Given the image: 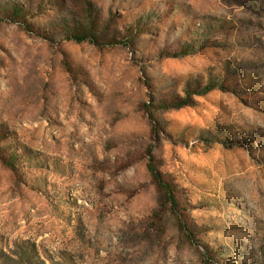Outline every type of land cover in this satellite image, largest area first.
Masks as SVG:
<instances>
[{
    "label": "rangeland",
    "instance_id": "obj_1",
    "mask_svg": "<svg viewBox=\"0 0 264 264\" xmlns=\"http://www.w3.org/2000/svg\"><path fill=\"white\" fill-rule=\"evenodd\" d=\"M0 264H264V0H0Z\"/></svg>",
    "mask_w": 264,
    "mask_h": 264
},
{
    "label": "trees",
    "instance_id": "obj_2",
    "mask_svg": "<svg viewBox=\"0 0 264 264\" xmlns=\"http://www.w3.org/2000/svg\"><path fill=\"white\" fill-rule=\"evenodd\" d=\"M14 11H15L16 15L21 14V12L19 11L18 8H15ZM75 37H76V40L78 42L89 41L94 45L100 46V44L97 43L96 35H94L93 33L77 32V33H75ZM216 88H217V85H214L213 83H209L198 94L204 95V94L211 92L212 90H214ZM188 94L190 97L191 93L189 92ZM188 105H189V99H185V100L179 99L178 101H175V103H173L172 105H167V103H164L162 108H170L171 106H172V108H183V107L188 106ZM150 118L152 119L151 114H150ZM156 129H157V125H154V131H156ZM228 146H227V148H230V145H228ZM153 148H154V146L152 145L151 148L149 149L148 170H149V172L153 178L154 183L156 184V186L158 187V189L162 193V197H163L164 202L166 203V205L170 206L171 212L179 220L181 230L186 232L188 234V236H187L188 239L191 240L192 242H194L193 241L194 235L190 231L187 230L186 225L183 223V221L179 217L180 206H179V202H178L177 196L175 194V191H174L172 185L169 182H167L161 176L160 172L157 170V168L155 166L154 157L152 155Z\"/></svg>",
    "mask_w": 264,
    "mask_h": 264
}]
</instances>
